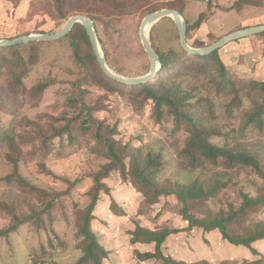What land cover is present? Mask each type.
Masks as SVG:
<instances>
[{
    "label": "rangeland",
    "instance_id": "rangeland-1",
    "mask_svg": "<svg viewBox=\"0 0 264 264\" xmlns=\"http://www.w3.org/2000/svg\"><path fill=\"white\" fill-rule=\"evenodd\" d=\"M114 2L122 4L124 10L118 11ZM243 2L67 0L63 19L54 0H0V40L55 35L71 17L91 15L109 67L122 76L136 78L151 68L140 36L147 16L164 9L178 10L194 25L202 13L206 14V23L187 39L190 46L203 48L232 32L264 25V8L250 10ZM150 41L156 53L182 51L177 28L169 18L153 27ZM91 55L83 44L82 61H90ZM178 60L167 80L170 86L181 85L192 95L189 108L195 123L214 130L212 142L248 152L264 168V113L263 123H251L248 117L258 105L264 112V90L252 85L253 79L235 74V86L224 88L217 73L211 78L199 76L195 69L183 68L193 63L189 56L181 55ZM252 60L247 61L250 68ZM258 78L264 81V67ZM102 79L96 66L75 60L66 40L0 48V231L9 228L15 218L21 220L16 232L0 236V264H76L85 253L81 229L98 177L110 189L109 194L100 191L92 223L99 242L110 251L104 264H162L137 261L134 250L149 247L133 246L129 232L136 225L150 230H182L188 223L180 215L183 204L175 196H162L153 204L152 197L146 195L137 168L150 156L163 163L155 179L161 185L181 187L198 182L212 189L222 184L216 197L194 202L191 215L209 221L228 213L231 206L240 208L244 194H248L260 203L233 222L232 228L238 235L244 234L249 224L264 221V178L251 167L228 168L223 161L193 167L183 153L190 139L187 122L179 123L167 107L158 120L154 102L143 109L142 98L138 104L132 102L140 88L118 84L117 93L107 92L100 87ZM43 81L51 88L40 92L37 87ZM94 121L106 123L105 136L117 140V149L123 150L126 183L120 171L104 179L105 166L111 160L95 137ZM113 200L126 211V217L111 212ZM256 246L261 255L246 256L218 230L194 228L170 237L164 250L188 263L206 260L222 264L238 258L239 263L261 259L264 264V241Z\"/></svg>",
    "mask_w": 264,
    "mask_h": 264
},
{
    "label": "trees",
    "instance_id": "trees-1",
    "mask_svg": "<svg viewBox=\"0 0 264 264\" xmlns=\"http://www.w3.org/2000/svg\"><path fill=\"white\" fill-rule=\"evenodd\" d=\"M243 7L248 6H264L263 0H243ZM56 10L61 18L66 19L65 7L67 6V0H54ZM237 3V2H236ZM235 3V5H236ZM115 8L118 11L124 10V7L119 2H114ZM234 5V6H235ZM233 6V7H234ZM235 10V9H234ZM243 11V8L238 9ZM89 16L92 20L91 15ZM173 21V20H172ZM206 23V14L202 13L194 25L188 24V33L187 39L190 38V33L198 31L201 26ZM175 24V23H174ZM179 36V35H178ZM260 36H264L260 34ZM69 42L72 50L74 51L75 60L79 61L80 64H92L96 66L99 74L104 78L100 87L105 89L107 92L114 90L117 93V85L124 84L116 80L110 79L104 74V71L101 69L97 56L93 50L92 42L89 39V36L86 32V29L83 25L77 24L74 26L72 32L65 37ZM61 41V40H60ZM86 45L92 52L90 61L83 62L81 59L82 45ZM181 47V45H180ZM2 49V48H1ZM11 49V48H9ZM181 52H176L171 50L167 55H164L157 51L161 62L162 69L158 76L147 84L137 85V88H140V92H136L132 102L138 104L142 98V108H145L146 104L150 101L154 102V114L155 117L159 120L163 118L166 107L168 108V113L176 118L179 123H186L190 132V139L187 142L183 153L187 157L193 167L198 168V166L203 163H211L213 165L219 164L221 161L228 168H238V167H251L260 177L264 178V168L261 166L260 161L245 151L234 150L233 148L220 146L211 141V137L214 135V130L211 127H207L204 124H196L194 121L193 113L190 112L191 98L192 95L183 89L181 85L176 86L174 83L170 86V81L167 80L169 73L171 72L173 65L179 61L178 58L181 55H187L192 60L191 65H187L183 68L185 69H195L199 76H207L211 78L214 73H217L220 84L226 88L235 86L234 75L229 71L225 63L223 62L220 51H216L209 56H194L190 55L181 47ZM107 62L108 58L106 56ZM174 62V63H173ZM173 63V64H172ZM182 68V69H183ZM198 69V70H196ZM183 70H181L182 72ZM175 75H179L178 73ZM156 81V82H155ZM257 88L264 90V81L252 80L250 82ZM110 85H113L110 87ZM51 88V85L48 81L41 82L37 90L44 92L45 90ZM135 106V105H134ZM137 109V106L135 107ZM140 109V108H139ZM263 109L262 106L258 105V108L254 111L248 113L249 122H260L263 123ZM94 125L97 126V131L95 133L96 139L103 145L105 157L111 160V163L105 166V173L103 174L104 179L108 178L113 171H120L123 181H126L127 173L126 166L122 159L123 150L117 149V140H114L112 137H107L104 134V129L108 128L106 123L94 121ZM189 123V124H188ZM105 127V128H104ZM163 163L159 158L149 157L145 164H142L139 169L140 179L142 185L147 190L150 197L153 199V204L159 201V198L162 196L170 197L175 196L182 204L183 209L180 213L183 220L188 223V227L178 230L174 228H160L156 230H150L140 225H136L134 231H130L129 235L131 237L130 243L133 246L137 244L144 245H155L154 252H141L137 249L134 250V256L137 261L149 262V261H159L162 264H210L206 260L198 261L195 263H187L184 261H179L173 258L170 255H166L163 252V246L167 242L168 238L172 235L188 232L194 228H201L206 232H212L218 230L223 239L228 241L230 244L235 246H244L250 249L253 255L259 256V252L253 247L256 242L264 240V221L249 224L248 227L244 230V234H237L236 230L232 228L233 222L238 218L245 215V212L250 209L252 206L260 203L259 198L252 197L251 195L244 194L243 203L240 208L230 207L228 213L222 212L220 216L211 219L209 221L204 219H199L189 213V209L194 202L204 201L207 199H212L216 197L219 186L218 184L212 189H208L204 186L203 183H190L188 185H161L155 179L161 172ZM140 168L142 170H140ZM138 172V171H137ZM10 180V178L8 179ZM96 185L94 187V192L92 194V204L87 207V212L85 216V222L81 229V233L85 238L86 246L84 256L76 264H104V261L110 256V251H108L100 242L97 234L93 230L92 223L96 220L95 210L100 201V191L106 190L109 194L110 189L102 182V179L99 177L96 179ZM126 183V182H125ZM102 188V189H101ZM111 212L120 217H126V211L121 208L116 200L112 201ZM20 219L15 218L9 228L6 230L0 231V236H7L13 232H16L19 228ZM262 259L264 256L261 257ZM222 264H262V260L255 261H243L239 263L237 261H224Z\"/></svg>",
    "mask_w": 264,
    "mask_h": 264
},
{
    "label": "water",
    "instance_id": "water-1",
    "mask_svg": "<svg viewBox=\"0 0 264 264\" xmlns=\"http://www.w3.org/2000/svg\"><path fill=\"white\" fill-rule=\"evenodd\" d=\"M171 19L175 23V26L178 31L179 40L181 47L188 52L190 55L194 56H209L214 52L220 50L222 47L226 46L227 44L249 38L252 36H258L264 33V25L243 28L241 30L232 32L220 40L216 41L215 43L205 46L203 48H194L190 46L187 40V33H188V24L186 20L183 18V15L178 10H171V9H164L153 14L147 16L144 21L142 22L141 29H140V36L143 47L149 57L150 60V71L142 76V77H125L116 72H114L108 65L106 56L102 50L97 29L95 23H93L92 19L86 15H75L71 17L66 25L59 31V33L55 35H31V36H24L14 40H0V48L2 49H9L14 48L22 45H29L35 43H51L57 42L62 39H65L68 36L75 25L81 24L86 29V32L89 36V39L92 42L93 50L97 56L98 63L101 69L104 71V74L116 80L118 82L130 85V86H137L142 84H147L154 80L162 69V62L159 55L154 50L151 41H150V33L154 26L160 23L164 19Z\"/></svg>",
    "mask_w": 264,
    "mask_h": 264
},
{
    "label": "crops",
    "instance_id": "crops-1",
    "mask_svg": "<svg viewBox=\"0 0 264 264\" xmlns=\"http://www.w3.org/2000/svg\"><path fill=\"white\" fill-rule=\"evenodd\" d=\"M247 8H249L251 10V9H256V8H264V6H262V7L248 6ZM262 17L264 18V15H262ZM259 19H261V18H259ZM263 23H264V20H263ZM263 54H264V37L263 36H257L254 38H247V39L245 38L243 40L227 44L226 46H224L222 48V50H220L221 58L231 73H233L235 75H242V76L245 75V77H249L250 79L257 80V81H261V80H259L258 77H260V75L262 73V68L264 67V55ZM250 58L253 59L252 60L253 64H252L251 68L249 67V63L247 64V61L249 62ZM172 236H174V235H172ZM172 236H170V237H172ZM170 237L168 238V240L170 239ZM262 241H264V240H262ZM262 241H259V242H262ZM259 242H256L253 245V247L260 254L261 252L256 246ZM165 244L163 246V252L164 253H165V250H164ZM136 246L137 247L138 246L149 247V250H140L137 248L141 252H154L155 251V245L154 244L153 245L137 244ZM232 247L240 249L241 251L248 254L246 256H250L249 253H252L250 251V249H248L247 247H244V246L232 245ZM247 258H249V257H247ZM247 258H245V259H247ZM236 259L237 260H233V261H238V262L241 261L238 258H236ZM199 261H202V260H199ZM243 261L244 260H242V262ZM247 261H252V260H247ZM195 262H198V261H195ZM195 262H192V263H195Z\"/></svg>",
    "mask_w": 264,
    "mask_h": 264
}]
</instances>
